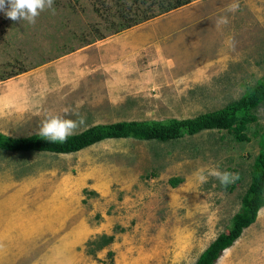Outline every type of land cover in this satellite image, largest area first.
Wrapping results in <instances>:
<instances>
[{
    "label": "rangeland",
    "instance_id": "rangeland-1",
    "mask_svg": "<svg viewBox=\"0 0 264 264\" xmlns=\"http://www.w3.org/2000/svg\"><path fill=\"white\" fill-rule=\"evenodd\" d=\"M131 1L54 0L55 11L46 8L34 24L0 12V133L39 134L50 115L83 116L74 134L194 118L237 100L263 76L264 0H185L168 11L128 10ZM233 2L239 9L230 12ZM221 16L229 22L217 27ZM253 113L244 143L212 130L167 143L105 140L73 154L0 150V189L12 182L31 192L39 178L66 188L65 223L44 238L67 247L60 246L68 264H194L240 209L264 105ZM201 167L239 181L229 191L211 176L200 184L193 173ZM172 178L180 184L172 187ZM29 209L17 230L31 234L23 244L41 232ZM14 262L29 264L19 254ZM216 264H264V207Z\"/></svg>",
    "mask_w": 264,
    "mask_h": 264
},
{
    "label": "trees",
    "instance_id": "trees-1",
    "mask_svg": "<svg viewBox=\"0 0 264 264\" xmlns=\"http://www.w3.org/2000/svg\"><path fill=\"white\" fill-rule=\"evenodd\" d=\"M184 2L186 1L132 0L128 10L138 9L140 5H143L146 6L147 11H152V8L158 4L160 10L168 11L180 7L185 4ZM123 17L125 16L122 15ZM145 18L148 19L149 17ZM136 23L138 21H133L127 27ZM261 105H264V74L253 87L237 100L223 108L200 114L194 118H172L162 121H121L106 125H94L73 134L64 143H51L40 134L15 138L0 133V150L12 153L73 154L105 140L133 139L167 143L182 139L185 136H193L203 131L212 130L225 131L236 142L244 143L249 141L248 125L257 122V117L253 111ZM258 132L259 130L255 134L260 136V149L252 165L250 182L241 198L240 209L231 218L228 230L219 234L200 254L194 264H216L223 252L240 238L243 230L255 223L259 211L264 207V122L261 131ZM238 181L239 179L226 188L222 185L221 187L228 191L232 190ZM180 182L181 179L179 178L169 180L172 187H176ZM108 240L107 238L105 243Z\"/></svg>",
    "mask_w": 264,
    "mask_h": 264
},
{
    "label": "crops",
    "instance_id": "crops-1",
    "mask_svg": "<svg viewBox=\"0 0 264 264\" xmlns=\"http://www.w3.org/2000/svg\"><path fill=\"white\" fill-rule=\"evenodd\" d=\"M11 183L9 184L11 187L6 190L5 188L0 189V204L3 203L2 205L6 207V211L0 214V264H15L16 254L17 256L19 254L20 259L29 264H68L71 262L72 259L67 260L65 252L62 253V248L65 250L67 247L51 245L44 238V235L47 236L50 231L58 232L62 225L61 222L65 223L64 216L66 215L62 211L65 203H69L66 188L59 186L53 189L52 185L48 188V183L44 185L45 183H41L40 178L30 182L31 192L28 186ZM26 206L30 207L29 211L37 223L35 230L39 229L41 232L33 233L34 238H30L28 244H23L19 239L26 240L31 235L30 233L28 235L23 232L17 233L23 221L20 213L22 210L26 211ZM24 234L25 237H23ZM46 244L48 250L45 248Z\"/></svg>",
    "mask_w": 264,
    "mask_h": 264
},
{
    "label": "clouds",
    "instance_id": "clouds-1",
    "mask_svg": "<svg viewBox=\"0 0 264 264\" xmlns=\"http://www.w3.org/2000/svg\"><path fill=\"white\" fill-rule=\"evenodd\" d=\"M54 0H0V12L12 21L26 20L34 24L36 18L46 8L53 9ZM239 9V3L233 2L228 6V11L235 12ZM55 10L53 9V12ZM228 17L221 16L216 21V26L228 24ZM67 112L68 110L65 109ZM78 116V120L66 119L60 115H50L43 122L39 129V134L51 143H64L75 131L85 123L83 116ZM196 181L200 184L207 183L208 177L219 180L223 187L235 183L239 175L228 171H220L218 167H201L193 173Z\"/></svg>",
    "mask_w": 264,
    "mask_h": 264
}]
</instances>
